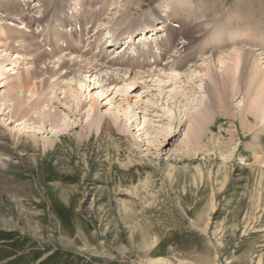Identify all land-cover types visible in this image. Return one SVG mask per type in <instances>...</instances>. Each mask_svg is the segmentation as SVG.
<instances>
[{
	"label": "rangeland",
	"instance_id": "374dc122",
	"mask_svg": "<svg viewBox=\"0 0 264 264\" xmlns=\"http://www.w3.org/2000/svg\"><path fill=\"white\" fill-rule=\"evenodd\" d=\"M73 1L50 0L44 4L38 0L36 6L29 5L26 15L10 11L16 12L11 20L15 17L16 23L22 22L25 27L24 32L12 27L22 38H10L19 43L23 39L22 42H37L35 47H41L40 53L43 50L51 54L45 45L48 37L46 41L45 36L36 39L33 30L38 23L47 34V23L57 14L49 18L47 13L44 19L33 20V12L38 11L37 16L51 7L50 12L56 13ZM85 2L97 6H83L77 15L86 30L82 32L81 42L75 43L81 47L76 53L78 61L91 60L97 64L94 55L102 49L105 63L125 49L123 46L119 51L115 50L117 47L106 49L105 41L125 38L137 25L144 23L149 27L164 20L168 28H163L166 30L158 43L160 50L168 54L167 62L187 59L188 51L181 49L185 43L182 36L176 39L174 47L169 46L167 37L176 29L171 27L175 20L165 14V10L169 11L165 8L166 0ZM192 6L196 17L193 27L199 22L197 7H211L214 11L201 18L211 25L217 20V25L225 28L226 22L236 16L248 20L256 31L264 28V0H193ZM86 10L93 15L88 16ZM58 16V22L48 24L50 33L71 17L62 13ZM3 23L0 20V32ZM206 24L205 30L209 33L212 26L206 27ZM228 28L227 33L239 38L243 25ZM56 39L53 37L52 43ZM139 39H135L132 50L138 48L136 57L147 65L139 75L147 77L159 68L166 69L163 64L167 62L161 61L155 67L150 56L143 58L141 48L145 45ZM151 39L156 37L148 34L146 42ZM12 41L8 39L9 46L20 45ZM255 41L264 44V37L258 36ZM49 45L52 50L51 40ZM235 48L236 45L228 51ZM244 48L264 56L260 46L245 45ZM212 50L215 52L211 49L210 54ZM111 52L115 55L107 59L105 56ZM14 56L6 57L0 65L8 84L19 76L24 77L26 66L31 62L44 71L42 68L49 67L47 61H54L46 57L40 62L30 58L29 63L16 61ZM14 62L20 69L11 75ZM219 65L215 60L210 64L216 76H219ZM101 66L108 71L120 69ZM46 79L47 75L40 78ZM65 80L53 77L52 82H38V101L29 105L24 99L19 114L13 119H10L12 107L0 111V137L5 139V148L0 144V149L6 152L4 156L0 153V264H264V163L261 161L264 145L262 149L257 147L261 152L254 153V144L259 142L258 138L255 141L254 133L264 127V118L259 113H247L248 126L252 129L243 130L238 122L242 96L228 101L236 115L232 125L227 117L214 128L204 126L199 132V146L192 149L186 138L193 129L189 118L209 112L203 97L207 94L201 93L206 82L203 78L196 79V83L183 78L185 82L177 84L183 90L171 84L147 88L141 81L132 94L113 95L110 90L100 98L97 96L100 88L87 80L95 102L93 110L88 104L87 89H82L78 101L59 91L66 87ZM145 81L153 85L150 78ZM176 90L184 96L177 95ZM7 91V85L0 87V97ZM169 91H174L171 97L175 100H168ZM54 92L57 100L47 103ZM261 99L253 102L256 107L252 106L253 112L264 107ZM249 102H252L250 98L245 101L246 109L253 105ZM39 103L47 106V114L61 119L57 124L61 130L59 136L53 137L49 122L40 130H29L34 137L15 123L23 118L30 127L37 125V114L33 112L41 111ZM126 107L128 112L121 113L120 108ZM21 113L24 117H20ZM107 125L112 133L106 130ZM260 136L264 138V132Z\"/></svg>",
	"mask_w": 264,
	"mask_h": 264
},
{
	"label": "bare ground",
	"instance_id": "6f19581e",
	"mask_svg": "<svg viewBox=\"0 0 264 264\" xmlns=\"http://www.w3.org/2000/svg\"><path fill=\"white\" fill-rule=\"evenodd\" d=\"M35 1L36 0H20L19 1L20 5H18L17 3L13 2V0H0V9L2 12V16L0 15L2 19L0 20L4 22L3 27H1L2 31L0 32V65L1 62L5 60L6 57L11 58L14 55H15L14 59H16V61L19 60L29 61L30 58H32V60L34 58V60H38V62H40L44 57L50 60L52 59L54 60L53 62L49 60L47 61L46 65L47 67L48 66L49 67L48 69L42 68L45 69L44 71L38 70L35 66H33L34 62L33 63L31 62V65L29 64L26 66L27 68L25 71V76L22 78L19 76L18 78H16L15 82L10 84L7 83L8 77L4 75L5 72L4 73L0 72V87H4L6 85L8 87V91L2 93L0 97V111L4 112L6 108L12 107L10 119L11 118L13 119L17 114H19L18 110L19 107L23 104L24 99H26V102H28L29 105L31 103H34L36 100L38 101L39 96L37 95L38 90L36 86L38 82L39 84H41L42 82L46 84L47 81L52 82L50 80H52L53 77H57V79H63V78L66 79L65 80V82H67L66 87L63 89H59V91H61V93L65 97L66 94H69L73 101L79 100L80 98L79 95H82L81 91L83 88L87 90L88 88H90V85H86L87 80L93 81V85L95 84L100 88V91L97 93V96L100 98L105 96L107 92H109L110 90L111 93H113V95L117 94L119 96H125L127 94H132L133 91L136 90L137 88V83H140L141 81H142L141 83H143L147 88L149 86H158V85L161 86L159 88H162L164 86L168 87L170 84L172 87L173 86L175 87V85L177 84L184 83L185 81L183 82V78L184 79L190 78V80L193 81V83L194 82L196 83V79L199 78L202 80L203 78V81L206 82H205V88L203 87L201 93L205 92L207 94V96H203L205 97V102L207 103L205 105L206 106L205 108L211 114H209L208 112L202 115L200 114V116L198 117L192 116L189 118V122L193 124L192 125L193 129L190 130L189 134H186L187 135L186 138L188 139V143L190 147H192V149H196L199 146L201 139V135L199 132L203 131L204 126L211 129L218 122H220L222 118L226 119L227 117H229V120H231L230 123L232 125V121L234 118H236V115L233 113V108H230V104L228 101L233 100V98L235 97L239 98V96H242V105L238 106L241 107L238 113L239 114L238 122L240 123V126L242 127L243 130L246 129L247 131H249L250 129H252V127L250 128L248 126L249 119L247 113H256V114L259 113L260 117L264 118V107L261 110L257 109L258 110V111L256 110L257 112H253V108H252V106L255 107L254 105L255 103L253 102H255L256 100L263 98V100L261 99V101L264 102V73H263L264 67H262V64L264 63V56L259 53H255L252 50H247L244 48L245 45H250V46L255 45L256 47L260 46L261 50L264 53V44L259 45L255 41V39L258 36L264 37V28H262L260 32L256 31L254 28L250 26V22L248 20L236 16H232V18L228 22H226L225 28L227 27V29L222 27L220 24L217 25L216 23L217 20L215 21L213 20L212 21L213 24L211 25V22H209L208 20H206L207 22H204L205 20L201 19L202 17L203 18L208 17L209 14L214 11V10L211 11L212 10L211 7H206V8L197 7L195 12L200 14L199 15L200 17L198 18L199 22L197 24L199 26L197 27L196 25L195 27H193L192 24H195L196 22V17L195 15L192 14V9H191L193 0H166L167 5L165 8L166 9L168 8L169 11L167 12L164 9L165 14L172 21L175 20V23L171 27L176 29L175 31H173L174 34L172 32L168 35L169 46L171 45L172 47H174L176 39H179L178 37L182 36L181 39L183 40V43L184 41L185 43L183 44L181 49L185 48V50L188 51L187 52L188 57L187 59H181L179 61L177 59L178 62L175 61L177 63L173 64L172 65L173 68L168 70V72H173V73L168 74L166 73L165 70L159 68L160 70L157 69L158 72L150 73L149 75H146L147 77H145V76H140L139 74H141V72L143 73V71L141 70L144 69V67L147 65L145 64L144 66V62L134 60V57H136V51L132 50L133 44L131 45L130 43V42L132 43L134 42V39L132 40V34L130 35L127 34L125 38H122L117 41L116 40L105 41V43L107 44L106 48L118 47L117 45L119 44L118 42H121V44L119 45L118 48L115 49L116 51L117 50L119 51L122 48V46L123 47L125 46L126 48L123 49L122 53H120L118 56H114L115 55L114 52L116 53V51H114L113 52L114 57H111L105 63H104L105 58L103 57V52H102L103 50H100L98 55H95L97 59H94L97 60L98 65L91 60H87L86 62H84L85 60L78 61L80 59L78 60L76 59L77 57L76 53L78 52V48L73 46L74 44L73 45L71 44L72 43L71 41H73L72 38L68 41L70 42V44L66 45L65 47L60 45L59 42L53 43L52 52L50 51L51 54H47L43 50L40 53L39 50L41 49V47L40 49H37L35 47L36 46L35 44L37 42L36 43L22 42L24 39L20 41L21 43H19L18 41H12V38L10 37L22 38V34L19 33L18 31H22V32L25 31V27L23 26L22 22L16 23L15 17L13 18V20H11L13 15L16 12L18 13L17 15H26L27 14L26 11L28 10V8L27 10L25 9L23 10L21 6L25 7L26 4L34 3ZM48 1L50 0H41V2H43L44 4H46ZM34 6H36V4ZM70 6H68L69 10H71L72 13H75L76 11H78L79 3L74 0L73 2H71ZM19 9H22V11H19ZM12 10H16V12L13 14L10 13V11ZM37 13L38 11L33 12L34 15L33 20L40 18L44 19V16L47 13L49 15V18L51 17V15L53 16L56 15V13L50 12V8H48V10L45 9V11H42L40 15L36 16ZM156 16L158 17V15ZM28 18L27 20H29ZM53 19H55V17H53ZM19 20H21V17L19 18ZM14 21L15 23H13ZM163 23L164 22H160V24ZM206 23H209L210 25ZM205 24L206 27L207 25L212 26V29L209 33L206 32L205 30L206 29ZM230 25L236 27H238L239 25H243V28L240 29L239 38H237L238 35L236 34L234 35L227 33V30L229 29L228 27ZM12 27L16 28V30L18 31L15 30L14 32L13 29H11ZM40 27L41 26L39 25L35 27L36 29L33 30L34 36L36 32L40 29ZM152 27L154 31V34L152 36H156L157 34H159L158 37H160L161 36L160 33L164 32L163 30L164 25L162 27H159V25L156 24ZM165 28H168V26H165ZM145 29H146L145 27L139 29L140 36L144 35ZM43 32L44 30L42 27L40 29V32H37V35L39 33L43 35ZM27 33H31V32H27ZM26 37L29 36L25 35V38ZM8 39H11V41L14 42L15 44L19 43L20 45L9 46V43L11 42H8ZM141 40L142 38L139 39V41ZM137 44H139L138 41ZM235 45L236 48L233 49V51H228L230 47ZM211 49H215V52L212 50L213 52L212 54H210ZM123 52H125V54ZM200 54L202 56H199ZM166 55H167L166 51L162 53V56L166 57ZM37 56H41V57H37ZM214 60L220 64L219 65L220 68L218 69L219 76H216L214 74L210 66V64ZM153 63L155 67L158 66L157 61L154 60ZM51 64L53 65L52 67L50 66ZM104 64L109 65L110 67H117V68L119 67L120 69L119 70L113 69V71L112 70L108 71V69H104L105 68L104 66H101ZM11 65H12L11 75H16L18 73V70L20 69L19 65H17V62L12 63ZM122 68L123 70H121ZM146 70L147 69H145V71ZM62 71L64 73H61ZM174 71H179L180 73H176ZM134 72L135 74H133ZM62 74L63 76H58ZM46 75H47L46 80L43 81L40 80V78H43ZM145 78L146 79L150 78L149 82H152L153 85H150L148 81H145L146 80ZM259 81H261V84H259ZM90 89L92 90V88ZM183 89H184L183 87L180 86L178 87V90H183ZM199 89L201 88L199 87ZM161 91L163 90L161 89L160 92ZM173 92L174 91H169L168 100L169 99L175 100V98L171 97V94ZM176 93L180 97L184 96L183 91H182L183 95L177 92V90ZM86 96L90 98L88 104L90 105V108H92L93 110V106L95 103L92 99L93 95L90 94L88 90ZM249 98L250 100H252V102H249V104L253 103V105L252 104L248 105L246 109L244 107V104L245 101ZM54 99L57 100V96L55 92L52 95L51 99L48 98L47 103ZM196 101L198 100H195L194 102ZM199 102L200 104H204L203 100H200ZM38 106L41 111L39 113L33 112V114H37V121L35 122L37 125L30 127L29 124H27L28 120H23L22 118V120L20 121L19 118V122L18 120L15 122L17 126L19 125L18 127H20L23 132H26L29 135H31L30 132L31 130L32 132H34L36 129L40 130L41 129L40 127L43 124L49 122L50 130L53 134V137L59 136L61 130L58 129L59 126L57 124L60 122L61 119L56 118V116H53V114H49V113L47 114V111H49V109H46L47 107L46 105L39 103ZM128 109L129 107H126L125 109L120 108V110H122L121 113L123 114L125 112H128ZM120 110L118 112H120ZM1 115L2 114H0V116ZM23 115L24 113H21L20 117H24ZM61 123H63V121H61ZM106 130L112 133V129L109 125L106 126ZM259 132L260 133L264 132V127H261L257 133H254L256 135V137L254 138L255 141H257V138L259 139V142L257 143L258 145L256 143L254 144V146L256 147L254 153L261 152L260 149H258L257 147L262 149V145H264L263 144L264 138L260 136ZM31 136L34 137L35 135L32 134ZM4 141L5 139L0 137V144H3V146L5 145ZM46 143L49 144L50 141ZM221 144L224 143L222 142ZM4 148L2 149L1 147L0 149V153H3V156L6 153ZM261 161L264 163V154L261 157Z\"/></svg>",
	"mask_w": 264,
	"mask_h": 264
}]
</instances>
